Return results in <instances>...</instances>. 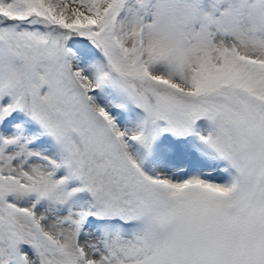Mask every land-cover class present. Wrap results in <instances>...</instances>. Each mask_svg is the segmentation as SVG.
<instances>
[{"label": "snow or ice", "instance_id": "1", "mask_svg": "<svg viewBox=\"0 0 264 264\" xmlns=\"http://www.w3.org/2000/svg\"><path fill=\"white\" fill-rule=\"evenodd\" d=\"M0 264H264V0H0Z\"/></svg>", "mask_w": 264, "mask_h": 264}]
</instances>
